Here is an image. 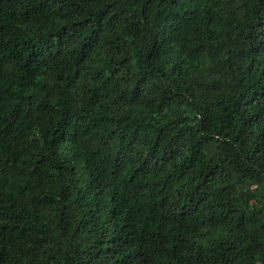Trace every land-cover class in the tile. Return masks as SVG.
<instances>
[{"label": "trees", "instance_id": "16d2710c", "mask_svg": "<svg viewBox=\"0 0 264 264\" xmlns=\"http://www.w3.org/2000/svg\"><path fill=\"white\" fill-rule=\"evenodd\" d=\"M0 264H264V0H0Z\"/></svg>", "mask_w": 264, "mask_h": 264}]
</instances>
